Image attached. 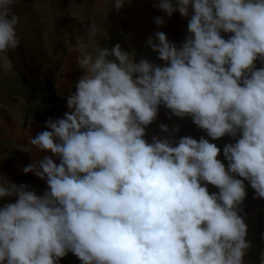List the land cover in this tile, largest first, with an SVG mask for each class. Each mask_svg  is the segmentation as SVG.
Masks as SVG:
<instances>
[{
    "label": "clouds",
    "instance_id": "1",
    "mask_svg": "<svg viewBox=\"0 0 264 264\" xmlns=\"http://www.w3.org/2000/svg\"><path fill=\"white\" fill-rule=\"evenodd\" d=\"M18 2L0 0L3 72H13L8 53L21 43ZM111 2L119 12L131 0ZM157 7L188 20L180 45L161 31L148 38L162 65L137 61L119 43L78 55L83 75L68 111L28 134L31 150L50 155L22 170L47 190L0 174V202L14 201L0 206V264H58L69 252L82 264H244L245 182L264 199V66L257 67L264 0H158ZM97 34L90 24L89 40ZM160 106L190 117L212 141L234 142L221 150L205 137L177 141L180 129L164 124L167 135L149 142L146 128Z\"/></svg>",
    "mask_w": 264,
    "mask_h": 264
},
{
    "label": "rangeland",
    "instance_id": "2",
    "mask_svg": "<svg viewBox=\"0 0 264 264\" xmlns=\"http://www.w3.org/2000/svg\"><path fill=\"white\" fill-rule=\"evenodd\" d=\"M157 4L158 0H131L116 12L111 0H19L13 11L20 17L17 32L21 43L8 53L14 70L0 71V122L11 133L7 142L24 157L30 153L33 159L50 155L31 150L27 136L45 130L48 119L60 118L68 111L67 96L83 75L76 57L84 52L94 53L97 46L111 48L119 43L123 50L135 53L137 61L148 59L162 65L158 54L148 47V38L161 31L170 42L180 45L189 35L188 20L178 12L168 17ZM156 17L165 23L158 26ZM93 23L98 34L89 40L88 27ZM111 32L123 36L114 40ZM12 74L22 77L29 87H41L42 101L28 104L30 96L22 88L8 89ZM168 111L164 106L159 108V112Z\"/></svg>",
    "mask_w": 264,
    "mask_h": 264
},
{
    "label": "crops",
    "instance_id": "3",
    "mask_svg": "<svg viewBox=\"0 0 264 264\" xmlns=\"http://www.w3.org/2000/svg\"><path fill=\"white\" fill-rule=\"evenodd\" d=\"M167 125L172 131L173 126L180 129L179 134L174 131L172 136L175 140H179L184 136H191L197 140L201 137H207V133L199 129L190 117L180 119L175 117L170 111L159 112L156 120L146 128V136L149 142H151L152 136L165 137L167 134L163 133L160 129V125ZM11 133L0 122V174L9 177L16 184H27L30 188L36 191L38 194H43L47 190V184L44 180L39 179L34 174H26L23 172V167L33 163L34 159L31 157V153L24 157L19 154L16 148V152L9 153L8 136ZM210 142L217 144L218 147L223 150L225 144L233 143V139L229 136L218 141ZM24 146V145H23ZM222 162L227 166V161L223 155L220 156ZM58 162V161H57ZM247 185V197L244 203L241 205L242 211L240 215L245 219L248 227L247 240L251 244V247L247 250L244 257V264H260L261 253H264V199L256 198L255 191L251 188L250 184ZM210 192H218L214 186L209 185ZM14 202L13 200L5 199L0 202V206L4 203ZM58 264H82L78 257L69 252L64 258H62Z\"/></svg>",
    "mask_w": 264,
    "mask_h": 264
},
{
    "label": "trees",
    "instance_id": "4",
    "mask_svg": "<svg viewBox=\"0 0 264 264\" xmlns=\"http://www.w3.org/2000/svg\"><path fill=\"white\" fill-rule=\"evenodd\" d=\"M110 35H111L112 39L115 40V39L121 38V36H123V33H121V32H111ZM112 47H113V45H112ZM261 66H264V65H261ZM6 80H8V78ZM12 86L18 87L20 89L22 88L24 90L23 93L24 94L27 93L30 96L28 104L29 103L35 104L38 101H42V98H44V90L41 87H37L36 89H34L33 87L27 86L25 84L24 79L22 77L18 76L17 74L16 75L12 74V77L10 79V83L8 85V89H11ZM6 93L9 94L8 90L6 91ZM48 99H50V98H48ZM42 103L44 104V101ZM27 113H28V110H27Z\"/></svg>",
    "mask_w": 264,
    "mask_h": 264
},
{
    "label": "built area",
    "instance_id": "5",
    "mask_svg": "<svg viewBox=\"0 0 264 264\" xmlns=\"http://www.w3.org/2000/svg\"><path fill=\"white\" fill-rule=\"evenodd\" d=\"M9 153H14L16 151V148L13 145H9Z\"/></svg>",
    "mask_w": 264,
    "mask_h": 264
}]
</instances>
